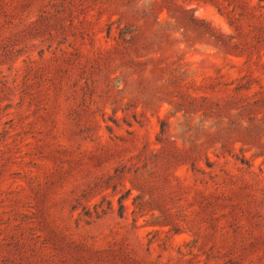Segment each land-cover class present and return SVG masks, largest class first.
I'll list each match as a JSON object with an SVG mask.
<instances>
[{
  "label": "rangeland",
  "instance_id": "obj_1",
  "mask_svg": "<svg viewBox=\"0 0 264 264\" xmlns=\"http://www.w3.org/2000/svg\"><path fill=\"white\" fill-rule=\"evenodd\" d=\"M0 264H264V0H0Z\"/></svg>",
  "mask_w": 264,
  "mask_h": 264
}]
</instances>
